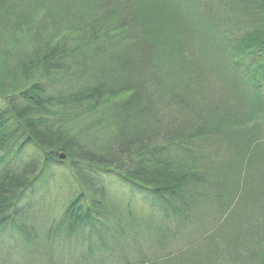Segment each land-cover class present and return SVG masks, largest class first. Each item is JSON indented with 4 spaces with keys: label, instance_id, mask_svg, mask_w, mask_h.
Returning <instances> with one entry per match:
<instances>
[{
    "label": "trees",
    "instance_id": "1",
    "mask_svg": "<svg viewBox=\"0 0 264 264\" xmlns=\"http://www.w3.org/2000/svg\"><path fill=\"white\" fill-rule=\"evenodd\" d=\"M0 99V264L215 253L225 178L264 175V0H0Z\"/></svg>",
    "mask_w": 264,
    "mask_h": 264
},
{
    "label": "rangeland",
    "instance_id": "2",
    "mask_svg": "<svg viewBox=\"0 0 264 264\" xmlns=\"http://www.w3.org/2000/svg\"><path fill=\"white\" fill-rule=\"evenodd\" d=\"M211 48L213 49L208 52V59L211 58L214 62L217 60L215 65L217 66V71H224L222 77L218 79L221 92L217 89L219 94H223L224 90H226L224 85L227 86L231 81L227 72L228 65L227 63H221L219 55L212 56L214 53H217L216 44L214 47L212 45ZM207 86L206 93L213 95L212 88L209 85ZM4 102L5 100L0 99V110L4 107ZM29 155L34 156L33 150H30ZM15 164H19V162ZM68 166V164L56 165L49 172L51 173L49 175V187L56 189L59 183L65 185L62 189L65 193L64 199H68L69 197L66 185H69L67 178L72 173ZM262 170L263 173L264 168ZM228 176L224 180L226 191V204L223 215L224 223L221 231L217 232L216 239L209 246V249L211 248L215 253H207L195 258L188 257L186 254H180L168 259L165 261V264H198V262L202 264H251L249 260L250 249L255 247L256 241L260 240V238L264 241V175L255 176V179L251 180H239L237 183L234 179L230 178V175ZM115 184L114 182L110 183L113 186ZM142 198V196L136 195L131 201L132 207L137 208L138 211L141 208L148 207ZM60 205L61 203H57L56 205L59 210H61ZM215 243L219 246L216 247ZM72 246L75 247H72V249L76 250V253L72 250V264H75L78 258L77 253H80L81 248L75 242L72 243ZM165 252H170V248L166 249Z\"/></svg>",
    "mask_w": 264,
    "mask_h": 264
},
{
    "label": "water",
    "instance_id": "3",
    "mask_svg": "<svg viewBox=\"0 0 264 264\" xmlns=\"http://www.w3.org/2000/svg\"><path fill=\"white\" fill-rule=\"evenodd\" d=\"M65 158V156H62V159H64Z\"/></svg>",
    "mask_w": 264,
    "mask_h": 264
}]
</instances>
